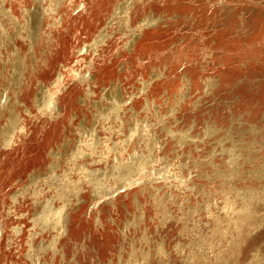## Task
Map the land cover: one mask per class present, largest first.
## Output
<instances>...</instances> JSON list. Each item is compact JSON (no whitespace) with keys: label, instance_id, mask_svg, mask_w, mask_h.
<instances>
[{"label":"rangeland","instance_id":"obj_1","mask_svg":"<svg viewBox=\"0 0 264 264\" xmlns=\"http://www.w3.org/2000/svg\"><path fill=\"white\" fill-rule=\"evenodd\" d=\"M0 264H264V0H0Z\"/></svg>","mask_w":264,"mask_h":264},{"label":"bare ground","instance_id":"obj_2","mask_svg":"<svg viewBox=\"0 0 264 264\" xmlns=\"http://www.w3.org/2000/svg\"><path fill=\"white\" fill-rule=\"evenodd\" d=\"M109 192V191H108Z\"/></svg>","mask_w":264,"mask_h":264}]
</instances>
